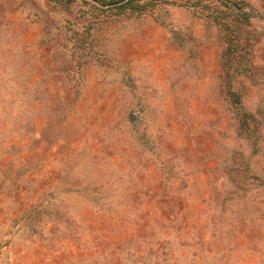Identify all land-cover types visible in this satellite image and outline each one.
Listing matches in <instances>:
<instances>
[{"label":"rangeland","instance_id":"1","mask_svg":"<svg viewBox=\"0 0 264 264\" xmlns=\"http://www.w3.org/2000/svg\"><path fill=\"white\" fill-rule=\"evenodd\" d=\"M127 1L0 0V264H264V0Z\"/></svg>","mask_w":264,"mask_h":264},{"label":"trees","instance_id":"2","mask_svg":"<svg viewBox=\"0 0 264 264\" xmlns=\"http://www.w3.org/2000/svg\"><path fill=\"white\" fill-rule=\"evenodd\" d=\"M135 1V0H128L127 2H124V3H121L119 5V7H123V8H127L128 6L131 5V3ZM116 3H119V2H116ZM136 9L139 10L140 12H142L144 10V7L143 6H138V5H135Z\"/></svg>","mask_w":264,"mask_h":264}]
</instances>
